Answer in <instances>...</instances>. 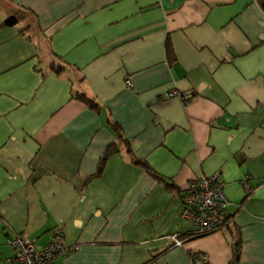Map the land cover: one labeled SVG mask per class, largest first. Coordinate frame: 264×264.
<instances>
[{
  "label": "crops",
  "instance_id": "1",
  "mask_svg": "<svg viewBox=\"0 0 264 264\" xmlns=\"http://www.w3.org/2000/svg\"><path fill=\"white\" fill-rule=\"evenodd\" d=\"M216 171L232 219L193 234L183 191ZM58 230L53 264H264L263 0H0V264Z\"/></svg>",
  "mask_w": 264,
  "mask_h": 264
},
{
  "label": "built area",
  "instance_id": "2",
  "mask_svg": "<svg viewBox=\"0 0 264 264\" xmlns=\"http://www.w3.org/2000/svg\"><path fill=\"white\" fill-rule=\"evenodd\" d=\"M264 1V0H263ZM127 86H131V79L126 80ZM178 94L184 100L194 96L191 90L179 93H169V96ZM247 194L251 193L249 180L244 182ZM230 204L225 192V184L220 171L212 174L201 175L191 180L182 195L181 215L194 226L196 235H203L225 228L228 221L225 219L227 207ZM176 241L177 238H175ZM14 253L10 257L9 264H53L55 259L62 254L72 251L61 230L54 231L50 241L41 249H37L34 240L24 232L16 233L9 239ZM202 259L206 260L205 255Z\"/></svg>",
  "mask_w": 264,
  "mask_h": 264
},
{
  "label": "trees",
  "instance_id": "3",
  "mask_svg": "<svg viewBox=\"0 0 264 264\" xmlns=\"http://www.w3.org/2000/svg\"><path fill=\"white\" fill-rule=\"evenodd\" d=\"M24 16H25V11L21 10L17 14L7 18L4 23L7 24V25H16L18 22H20L24 18ZM63 69H64L63 66H58V65H55V64L52 65V70L56 71L57 73H60L61 71H63ZM75 95H76L77 98L81 99L82 101H84L90 107H92L94 109H98L100 107V103L96 99L89 97L84 92H79L78 91V92H76ZM111 124H112V127L114 128V130L118 133V136L122 137V135L120 133V127L117 124H115V123H111ZM118 151H119V148H118L117 144L113 143V144L108 146L107 150L105 151V153L101 157L98 170L94 174V176H99L102 173L108 158L111 155H113L114 153L118 152ZM135 163L138 164V165L143 166L146 170H148V172L152 173L156 177H158V178H160L162 180H165V178L163 176H161L160 174H158L154 170V168L147 161H145V160H136ZM94 176H92V177H94ZM168 186H173V185L169 184ZM251 194H252V192L246 194V196H245L244 200L242 201L241 205H243L247 201V199L250 197ZM225 219H226V221H229V220L232 219V216L225 215ZM228 225H229V223H228ZM193 234H195V233L193 232ZM240 256H241V241L238 240L237 242L234 243V261L236 263L240 262Z\"/></svg>",
  "mask_w": 264,
  "mask_h": 264
}]
</instances>
